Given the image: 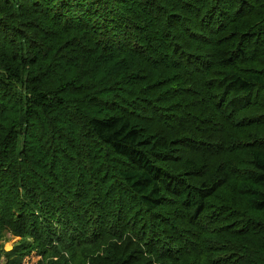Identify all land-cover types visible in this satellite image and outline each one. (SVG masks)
<instances>
[{"label": "trees", "instance_id": "obj_1", "mask_svg": "<svg viewBox=\"0 0 264 264\" xmlns=\"http://www.w3.org/2000/svg\"><path fill=\"white\" fill-rule=\"evenodd\" d=\"M32 256L264 264V0H0V264Z\"/></svg>", "mask_w": 264, "mask_h": 264}, {"label": "rangeland", "instance_id": "obj_2", "mask_svg": "<svg viewBox=\"0 0 264 264\" xmlns=\"http://www.w3.org/2000/svg\"><path fill=\"white\" fill-rule=\"evenodd\" d=\"M63 66H64V70L67 69V67H68V65L67 66L63 65ZM73 72L75 73V68H72V70L70 71V73L68 75H66V73L64 71L63 72L64 78L66 79L67 77H70V78L74 77L75 75H74ZM58 74L60 76V69H57V74L56 75H58ZM84 80L87 81V79H84ZM58 81L59 80H56V82H58ZM56 82L53 85H56ZM8 114L10 116L13 115L11 112H8ZM19 241H20L19 237H16V236H13V235H11L9 233H6L4 238L1 241V245L4 248V250L10 251V250H12V248H14L19 243ZM38 260H39L38 257L35 258L34 256H32L29 259H26L24 264H36ZM241 264H243V263H241Z\"/></svg>", "mask_w": 264, "mask_h": 264}]
</instances>
